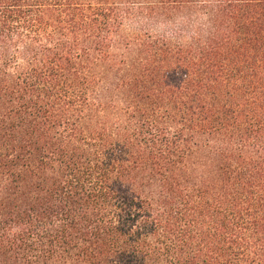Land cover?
Masks as SVG:
<instances>
[{
  "label": "trees",
  "instance_id": "obj_1",
  "mask_svg": "<svg viewBox=\"0 0 264 264\" xmlns=\"http://www.w3.org/2000/svg\"><path fill=\"white\" fill-rule=\"evenodd\" d=\"M0 264H264V0H0Z\"/></svg>",
  "mask_w": 264,
  "mask_h": 264
},
{
  "label": "clouds",
  "instance_id": "obj_2",
  "mask_svg": "<svg viewBox=\"0 0 264 264\" xmlns=\"http://www.w3.org/2000/svg\"><path fill=\"white\" fill-rule=\"evenodd\" d=\"M214 32L212 8L198 2L159 15L132 9L121 14L119 24L121 37L131 39L145 36L153 42L186 50L205 44Z\"/></svg>",
  "mask_w": 264,
  "mask_h": 264
}]
</instances>
